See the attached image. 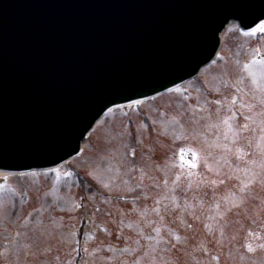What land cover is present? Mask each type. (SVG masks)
<instances>
[{
	"label": "rangeland",
	"instance_id": "obj_1",
	"mask_svg": "<svg viewBox=\"0 0 264 264\" xmlns=\"http://www.w3.org/2000/svg\"><path fill=\"white\" fill-rule=\"evenodd\" d=\"M232 36H235V40L238 43L232 41ZM227 38L229 44L226 53L238 51L239 54V50L242 51L248 46L243 44L249 43L246 40L241 43L240 39L238 41L235 28L229 31ZM224 58L228 59L225 53ZM263 64L264 63L257 64L255 68L261 69V65ZM238 65L239 64L232 63L230 68L218 65L214 72H208L204 75V78H202L203 82L198 80L196 84L193 85V88L197 87L199 90L194 89L192 91L188 89L186 91L187 93L192 91L194 95L192 97H195L191 104L193 107H197L194 114L187 107V103L177 95L168 99H161L160 103L165 108L156 109L157 114L155 117L150 116L147 111L143 110L145 114L140 117V123L144 128L145 135H142L144 136L143 138L138 137L140 143L138 139H136L138 150H140L141 153L136 150V153H138L137 157L139 155L140 158H138V164L134 169H140L137 171V179L147 183L146 186L148 189L145 187L143 188L141 183L137 181L130 172L131 156L129 155L128 146H131L132 142L123 141V138L121 139L117 135L118 127H124L125 131H127V124H135L136 117H108L99 126L95 134L96 137L94 135L90 142L86 144L87 151L85 162L82 165H80L82 162L75 163L77 167H80L82 171L87 174L85 175L86 180L89 178L92 180H104V172H88L97 168V165H99L98 162L103 156H105L104 160H106V163H101L99 166L110 175V177L105 178V180L108 181L106 183L104 182V185L96 184V187L103 195L97 200V204L106 211V214H99L98 218L95 219V225L99 230L105 231V229L114 228L116 222L113 223V221H118L119 218L115 219L110 215L116 213L118 209L137 208L146 201L143 207L136 210L138 218L130 213L127 215L132 217V221L126 218L127 215H125L124 217L122 216L123 219L119 222V225L123 227L122 230L128 232V234H126L127 240L120 234V228H115L112 236H106L112 240L111 242L105 243L103 247L116 251L114 256H112L113 259H111V264H169L170 258L174 261L176 260L178 264H220L222 257L225 259L221 264H242L245 254L239 245L235 243H240L239 233L241 231L236 226H229L228 228L227 222L222 221L223 218L229 219L231 216L235 220L241 219L239 216V209H241L246 215V218L251 221H258L259 218L264 216V113L254 106L255 104L252 105V103H250L251 99L249 98H255L258 101L264 102V97L261 95V90L264 91V84L256 87L241 80L240 76L237 74ZM220 70L222 71L220 72ZM253 76L257 78V80L264 78V75L261 74H253ZM202 89L204 90L202 91ZM225 94L238 95L243 101L249 98L247 100L249 105L245 104L246 102H243L244 105H241L243 107V112H246L245 115H247L243 121L245 120L246 124L249 123L248 128L252 129V131L248 132V137L244 134L246 128H244L242 122H233L229 114L225 115L224 112L231 111L230 107L223 104H214L215 97L213 98L212 96H223ZM169 106L170 108H168ZM239 108L241 109V107H236L235 109L237 112L241 113ZM147 110L150 112L152 111L149 110V108H147ZM162 112L168 113L166 116H163ZM166 117L180 119L179 121L183 124L186 131H181L178 135L177 125L169 123V121L165 119ZM159 128L165 129V134L163 131L159 130ZM136 130L141 131L138 126ZM200 130L204 132L200 134V136L203 135V138L201 137V140L197 139L196 141L199 146L200 154L210 157L209 161H205L204 167L213 178L228 179L227 189L221 191L219 195L216 194L215 187L211 190H204L203 192H200L201 190L198 191L196 185L197 180H195V182H193V180H186L183 174L180 172L179 174L178 171L173 168V163L166 161L164 165H160V160L159 162L157 161L158 159L152 160L153 154L151 152H155V149L158 147L161 149V157L165 156L166 160L167 155L169 158H176V145L185 140L181 138V134L182 136H188L189 133L193 134L192 136H197ZM172 138H175L173 148L168 149L167 147L172 143ZM98 141L108 146L105 148L108 149L106 154L105 152L99 151L102 146H99L98 150L95 147L96 152L94 153L93 144ZM246 143L249 144L248 147H246ZM180 144L183 145L182 143ZM234 147H236V149L238 148L236 151L234 150L238 155V152H240L241 149H245V147L251 152V159L243 161V164L249 163L246 170L240 168L243 166L241 162L239 165H235L233 164L234 159H227L230 156L229 154L238 158L233 151ZM141 148L143 150H141ZM148 151H151L149 152L150 155H146ZM111 153L114 157H118L116 161H113L114 157ZM127 154L126 160L124 156ZM228 160L231 161V164L234 166L228 164ZM163 162L164 161H161V163ZM86 168L87 171H84ZM28 178L24 179L23 183L20 182L21 180L13 179L9 181L10 186L2 185L0 187V193H4L5 196L0 199V223L5 222V224L8 225L5 229L6 235L8 236L3 237L1 235L0 242H4L10 239L11 236L17 234V238L11 241L16 242V247L23 248L34 240V242L37 243L38 251H42V253L51 251L55 254L54 259L51 260V258H49L47 263L60 264L58 260L59 257L57 256L58 249L62 247L64 250L68 251L71 248V243L74 241L72 237L73 234L70 233V231L73 230L72 226L75 221V209L70 208L71 204H64L70 214L67 224L68 228L65 231L67 234H60L54 229L55 220L49 218V203L45 204L46 208L42 214L43 219L40 221L37 220L34 227H30L28 231L22 232L23 230H21L19 224L20 219L26 218L31 213L29 211L35 209V207L38 208L43 200L48 201L49 199L47 195L44 196V192L45 190L51 191L53 188V186L51 187L48 184L42 187L41 192H43V197L39 198L40 195L36 194L34 197L36 203L34 202L33 206L27 210L21 209V202L24 200H22V198H25L23 197V188L30 187L34 184L29 183ZM229 179L235 181V186L234 183L230 185ZM150 184L155 186H151L153 188L152 190H149ZM186 185L189 188H185L177 198L174 197V200L170 198L173 192L178 191L181 186L185 187ZM252 189L255 191L253 192ZM37 192H40L39 189L33 193ZM213 193L216 194L215 197ZM72 197L76 199V193H74ZM146 197L147 199H145ZM215 198L219 203H215ZM60 207L61 206L56 207L57 211ZM177 210L182 212L183 215L186 213L193 215L192 218L196 220V223H194L195 226L192 227V229L191 225L188 226V224H186L185 228H187V231H184L186 235H190L194 232L195 236H197L205 227L207 229L204 230H208L209 232L208 234H203V244H200L198 239H192V241L189 240L185 245H183V240L181 241L180 239L181 235L176 232L170 233L169 238L172 242L171 246L175 247V249L177 248V244L183 246L177 251L169 249V257H167L163 255V251L165 250H163L164 247L161 249V246H165L164 238L168 236L167 232L169 233L171 231L168 226L164 228L159 221L160 219L162 220L165 215L163 212H165L167 216L171 214L175 216L166 217L167 219L174 218L173 220H176V218L180 217V215L176 214ZM220 213L221 215H219ZM195 214L199 217L196 218ZM121 215L122 214H120V216ZM108 216H110V219L112 217V222H108ZM222 216L224 217L222 218ZM157 222H159L161 226L156 225ZM43 226L48 229L52 228V230L46 231L47 228ZM0 228L2 227L0 226ZM29 231L30 233L31 231L36 232L37 235L32 237L33 234H31V238H28L26 234ZM145 235H148V237H145ZM130 245L136 250V253H134ZM242 253L244 255L243 259H241ZM218 254H221L220 260ZM10 255L14 256L15 251H10L9 256ZM11 258L12 257H10V259ZM247 259L252 258L247 257ZM16 262L18 264V259ZM246 263L247 262H245V264ZM95 264H109V261L107 263L106 258L99 256V258L95 260Z\"/></svg>",
	"mask_w": 264,
	"mask_h": 264
},
{
	"label": "water",
	"instance_id": "obj_2",
	"mask_svg": "<svg viewBox=\"0 0 264 264\" xmlns=\"http://www.w3.org/2000/svg\"><path fill=\"white\" fill-rule=\"evenodd\" d=\"M43 1L50 2L48 5L50 20L44 23L46 27H49L47 31L51 35L49 43L55 45L61 42L64 47L75 45L79 48L78 55L76 50L74 52L75 58H80V63L70 69L75 76L78 71H84L86 76H89L101 68L102 66L98 64L116 50L121 53L122 58L133 54L134 57L129 60L137 61L138 59L143 71L137 72L138 74L126 71L121 76L101 77L102 84L94 98L98 100V104L94 106L93 111H88L87 117L90 121L89 123L83 122L85 131L105 108L112 104L129 101L132 98L131 95L139 93V90L137 93H131L132 89L126 92L132 82L138 78L147 81L149 90L154 88L155 92L158 88L152 87L155 81L165 83L158 89L162 90L179 80L196 74L201 66L212 59L218 45L215 37L229 22L231 16L244 20L248 27L254 26L264 16V0H239L240 2L227 0V5L230 8L233 7V12L228 11L219 0H204L195 9L192 8L189 11L190 16L186 20L180 19L179 16L184 17L183 14L180 12L178 15V11H175L183 10V7H172L173 1L177 0H39L38 3L36 0H14V3L10 0H0V34L3 35L0 38L1 142L12 138V134H9V131L13 129L11 127L21 124L14 122L17 119L30 120L33 119L32 117H44V120L48 119L47 122H43L45 130L42 134L33 135V138H36L34 145L39 143L36 147H39L38 152L41 154L49 153L52 156L57 152L58 161L67 159L77 151L80 135L85 131L79 130L74 135L75 131H72V128L76 122L73 120V114H75L73 109L70 106L67 107L68 105H57V101L47 97L45 92L39 91V87L43 85L40 73H32V67L36 68L41 58L38 49L23 45L21 47L22 56H18L19 49L12 54L14 44L9 40L14 34L22 33L33 35L31 37H34L32 38V41H36L34 43L42 42L43 37L38 30L39 27H43L39 23L40 19L36 18L31 22L28 20V28H25V24L19 17L21 9L24 8L26 12H31L33 5L37 6V9L33 10L37 11V15L44 13L43 7L46 2ZM195 3L198 4V2ZM180 22L184 24L175 29L181 34L182 47L186 49L184 57L171 56L169 65L163 67L158 62L151 61L149 56L144 57L147 55L135 56L134 53H145L150 50L149 46L143 42L147 36L170 42V38H166L165 33L173 29L172 25ZM189 30L192 31L186 36ZM207 38L211 40L205 47H202ZM171 52L168 51V53ZM16 58H22L28 68L23 71L12 70L11 67L15 64ZM42 93L45 97L40 99ZM64 94L67 100L75 98L67 93ZM53 107L60 109L59 115L66 120L63 123H71L69 126L62 123L60 127H63L59 131L49 128L51 121L57 123L55 119L52 120V117L58 116L50 117ZM17 108L20 110L17 111ZM18 112L21 115H15ZM30 114L32 117L28 116ZM84 118L86 117H82ZM11 143L6 142L4 147L10 148L16 145Z\"/></svg>",
	"mask_w": 264,
	"mask_h": 264
},
{
	"label": "snow or ice",
	"instance_id": "obj_3",
	"mask_svg": "<svg viewBox=\"0 0 264 264\" xmlns=\"http://www.w3.org/2000/svg\"><path fill=\"white\" fill-rule=\"evenodd\" d=\"M261 31H264V25H261Z\"/></svg>",
	"mask_w": 264,
	"mask_h": 264
},
{
	"label": "bare ground",
	"instance_id": "obj_4",
	"mask_svg": "<svg viewBox=\"0 0 264 264\" xmlns=\"http://www.w3.org/2000/svg\"><path fill=\"white\" fill-rule=\"evenodd\" d=\"M2 176H3V174L0 173V177H2Z\"/></svg>",
	"mask_w": 264,
	"mask_h": 264
}]
</instances>
